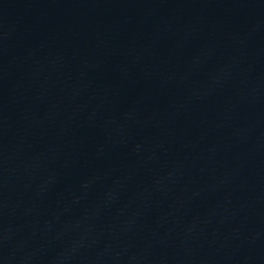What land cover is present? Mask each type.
Masks as SVG:
<instances>
[{
  "label": "water",
  "instance_id": "water-1",
  "mask_svg": "<svg viewBox=\"0 0 264 264\" xmlns=\"http://www.w3.org/2000/svg\"><path fill=\"white\" fill-rule=\"evenodd\" d=\"M0 264H264V81L0 4Z\"/></svg>",
  "mask_w": 264,
  "mask_h": 264
}]
</instances>
